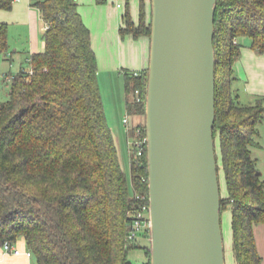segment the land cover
Masks as SVG:
<instances>
[{"label": "trees", "instance_id": "trees-1", "mask_svg": "<svg viewBox=\"0 0 264 264\" xmlns=\"http://www.w3.org/2000/svg\"><path fill=\"white\" fill-rule=\"evenodd\" d=\"M14 2L0 0V8L12 9ZM32 4L47 21L45 48L31 54L32 71L13 74L10 97L0 103V245L23 240L35 264H139L129 257L138 244L130 232L134 210L150 203L147 146L141 154L132 149L130 180L108 121L98 56L79 0ZM124 6L122 37H151L145 0L138 22L129 0ZM215 25L214 137L227 188L221 214L231 210L236 263L263 264L255 226L264 223V169L255 150L262 147L264 95L243 102L234 65L243 36L264 53V0H218ZM8 50L9 23L0 20V53ZM123 74L127 110L146 136L148 67ZM145 232L151 236L150 228ZM151 252L146 246L143 264H151Z\"/></svg>", "mask_w": 264, "mask_h": 264}, {"label": "water", "instance_id": "water-1", "mask_svg": "<svg viewBox=\"0 0 264 264\" xmlns=\"http://www.w3.org/2000/svg\"><path fill=\"white\" fill-rule=\"evenodd\" d=\"M217 1L152 0L151 264H227L214 137Z\"/></svg>", "mask_w": 264, "mask_h": 264}, {"label": "crops", "instance_id": "crops-1", "mask_svg": "<svg viewBox=\"0 0 264 264\" xmlns=\"http://www.w3.org/2000/svg\"><path fill=\"white\" fill-rule=\"evenodd\" d=\"M32 1L34 0H15L12 9L0 8V20L9 23V50L7 53H0V80L2 77L11 80L13 74L23 68L24 59L30 61V56L33 52L45 48L43 40H45L44 33L47 29V21L43 17L41 9L32 4ZM110 1L113 3V0ZM126 1L123 0V5L120 7L114 1L113 4H115L118 11V16L109 13L108 16L110 19L103 26L99 25L96 32L92 30L93 42L96 41L99 33L101 35L102 44L100 46L103 50L102 54L100 52L98 55V61L102 65V69L99 68L100 74H102L103 70L112 72L113 70L120 69L122 73L123 69L141 70L147 68L149 65L151 37L148 35H142L138 38H134L132 35L122 37L120 34V26L122 24L120 14L122 16L121 11L125 9L124 5ZM129 1L133 18L138 22L140 18L141 0ZM89 2L92 9L90 13L80 6L79 8L85 21L93 29V21L97 18L96 13L100 11V16L103 15L102 11L104 7L103 4L98 3L96 0H89ZM145 3L148 19H150L152 0H145ZM112 7L111 5L108 7L111 12L113 11ZM89 16L90 21L87 20ZM98 19L100 21V17ZM239 41H241L242 47L241 55L234 65L235 73L238 76L235 87L239 89L241 100L243 102H250L254 101L258 95H264V53H258L251 47V39L249 37L243 36L239 38ZM11 67L18 69L17 72H12ZM248 95L249 97H247ZM244 96L246 98L243 100ZM262 136L264 139V123L261 124V139ZM263 143H261L262 147L255 150V155L258 157L259 166L264 169ZM260 150H262V153H260ZM255 234L258 250L263 256L264 264V223L255 226ZM16 245L23 251L26 250V245L23 240ZM231 245L232 236L227 244L228 253H232ZM32 257L26 255L24 252L21 254L7 253L0 245V264H32ZM230 257H233V254ZM233 261V264H237L234 257Z\"/></svg>", "mask_w": 264, "mask_h": 264}, {"label": "rangeland", "instance_id": "rangeland-1", "mask_svg": "<svg viewBox=\"0 0 264 264\" xmlns=\"http://www.w3.org/2000/svg\"><path fill=\"white\" fill-rule=\"evenodd\" d=\"M79 1H80V7L84 8L85 10H87V12L90 13L92 9L89 5L90 4L89 0L88 1L79 0ZM105 3L106 4L100 3V4H103V7H104L102 11L103 15L100 16V11L96 13L97 18H95L93 21L94 28L93 29L91 28V31L93 30V32H96L99 25L103 26L104 23L110 19V17L108 16L109 13L111 15L113 13L115 16L116 15L118 16V11L115 7V4H113L114 0H113V3L110 0ZM108 5L113 6L112 12L109 11ZM123 11L121 12L123 13ZM99 17H100V21L98 19ZM120 17H122L121 14H120ZM87 20L88 21L91 20L90 16L87 17ZM95 42L93 43H94V47L97 51V56H98L100 52L102 54V50H103V48L101 49V46H100V44H102L100 33L98 37L96 38ZM43 43H45V40H43ZM98 63H99V68L102 69L101 62L98 61ZM22 67H23L22 69L30 70L31 69L30 61L27 59H24ZM17 70L18 69L16 68H12V72H17ZM135 71L138 72L139 70H135ZM4 78L2 77L0 80V103L7 100L10 97L11 80L4 79ZM99 79H100V86H101V90L103 94V99H104L108 121L116 136L118 148H119L120 155H121V161L128 174V178L131 180L130 164H131V156L133 152L132 149L134 146L131 143H129V140L133 138V135H132V132L128 131L127 125L124 122V117L128 116V118L130 119V124L132 126L137 124L138 119L136 115L129 113L127 110V105H126L127 93H126V88H125L124 74L122 73L120 69L113 70L112 72H106L105 70H103L102 74L99 73ZM247 97H249V95ZM244 98H246V96L243 97V100ZM260 142L261 143L264 142L263 136H262V139L260 138ZM134 149L136 150V147ZM218 152H219V146H218ZM260 153H262V150H260ZM220 185H221V193L223 194V196H226L227 188H226V182H225V173L222 168L220 170ZM230 212L231 210L229 208H225L224 211L222 212V228H223V233H224L225 247H227V244L232 236L231 213ZM148 228H150V225L148 226ZM146 232L144 231L136 239L137 240L136 242L138 244L132 247L129 251L130 259L139 264H143L147 261L148 257L146 254V246L151 247L152 245L151 236H148ZM230 256H232V253H228L226 249L227 264L234 263L233 257H230ZM32 259H33L32 264H35L36 257L34 255Z\"/></svg>", "mask_w": 264, "mask_h": 264}, {"label": "built area", "instance_id": "built-area-1", "mask_svg": "<svg viewBox=\"0 0 264 264\" xmlns=\"http://www.w3.org/2000/svg\"><path fill=\"white\" fill-rule=\"evenodd\" d=\"M117 6H122L123 2L122 0H114ZM26 70V69H25ZM30 71H32L30 69ZM135 73H138L135 71ZM138 94V100L141 99L140 90H137ZM124 122L127 125L128 131L132 132L133 135V130L136 135L133 136L131 140H129V143H131L135 148L136 151L141 154L144 150V147L147 146L148 144V139L147 135L146 136H141L142 129L141 127L137 125H131L130 124V119L128 116L124 117ZM136 128V129H135ZM140 197V196H138ZM134 221L132 224V229L130 232V238L132 239H137L145 230L146 228L150 225V203H144L140 207L136 208L133 213ZM4 251L7 253H14V254H21L24 252L28 256H33V252L31 249H26L22 250L20 249L16 244L11 243L9 240H6L4 242Z\"/></svg>", "mask_w": 264, "mask_h": 264}]
</instances>
